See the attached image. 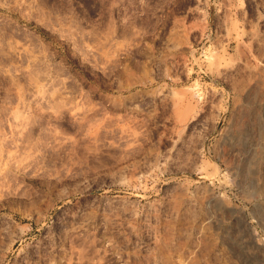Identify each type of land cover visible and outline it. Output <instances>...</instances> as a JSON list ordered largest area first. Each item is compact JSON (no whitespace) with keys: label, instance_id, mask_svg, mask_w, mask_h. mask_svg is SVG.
<instances>
[{"label":"rangeland","instance_id":"374dc122","mask_svg":"<svg viewBox=\"0 0 264 264\" xmlns=\"http://www.w3.org/2000/svg\"><path fill=\"white\" fill-rule=\"evenodd\" d=\"M0 264H264V0H0Z\"/></svg>","mask_w":264,"mask_h":264}]
</instances>
